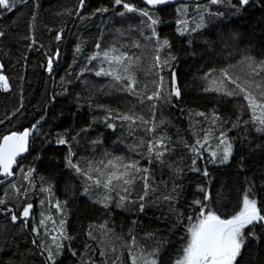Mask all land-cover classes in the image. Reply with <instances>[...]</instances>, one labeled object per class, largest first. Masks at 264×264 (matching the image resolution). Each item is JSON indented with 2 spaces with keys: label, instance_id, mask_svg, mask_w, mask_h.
<instances>
[{
  "label": "trees",
  "instance_id": "trees-1",
  "mask_svg": "<svg viewBox=\"0 0 264 264\" xmlns=\"http://www.w3.org/2000/svg\"><path fill=\"white\" fill-rule=\"evenodd\" d=\"M192 1L149 10L144 0H123L136 9L129 12L115 0H84L82 9L77 8L79 0H15V8L0 15V32L5 33L0 37V72L9 82L7 91L0 88V138L28 129L34 134L14 180L0 188V199L8 201L0 207L13 208L17 216L27 203L33 204L26 221L12 222L9 214L0 212V264H48L43 249L55 252L51 236L59 239L61 231L71 239L63 241L56 264H133V258L136 264L153 258L157 264H176L190 239L188 229L199 217L200 206L193 201H202L227 219L241 210L247 193L264 214V134L243 123L250 120V110L236 87L257 97L264 91V0L248 5L237 0ZM149 18L158 22L149 27ZM185 26L188 30L181 35ZM165 39L171 47H161ZM104 52H109L108 59ZM56 53L49 73L45 65ZM97 53V59L90 60ZM122 53L132 58L135 94L125 89L124 79L96 75L101 68L120 69L115 57ZM157 55L162 65L169 61L163 70L156 67ZM173 72L179 98L168 97ZM118 74L129 73L120 69ZM160 76L167 102H155L153 109L154 101L146 97L161 83ZM213 87L221 91L205 90ZM118 114L137 120L130 126ZM213 115L220 119L213 121ZM140 117L153 121L155 131H145L149 125ZM208 133L205 146L193 153L190 146L203 142ZM223 134L232 154L220 163ZM159 136L170 138L163 164L146 152L147 141ZM59 139L66 143L59 144ZM116 157L138 160L149 170L155 191L149 190L143 211L139 180L128 196L137 203L126 200L118 206V193H127L117 189L105 201L109 193L82 174L95 176L93 169L102 167L101 161ZM69 160L82 173L70 167ZM206 194L210 199L205 201ZM169 195L172 201L163 199ZM33 228H40L39 236ZM244 233L235 264H264V224L250 225Z\"/></svg>",
  "mask_w": 264,
  "mask_h": 264
},
{
  "label": "snow or ice",
  "instance_id": "snow-or-ice-1",
  "mask_svg": "<svg viewBox=\"0 0 264 264\" xmlns=\"http://www.w3.org/2000/svg\"><path fill=\"white\" fill-rule=\"evenodd\" d=\"M148 4L156 5V4H166L169 0H146ZM221 2V0H211V3L216 4ZM250 0H237L239 5H248ZM117 5L123 4V7L127 9V11H136L130 4L124 3L123 0H115ZM15 0H0V9L3 11L0 12L2 15L4 12L12 11L15 8ZM84 7V0H79L77 5L78 9H82ZM101 11H106V9H100ZM71 15L72 13L69 12ZM144 16H148L147 12H143ZM150 19L149 27L155 25L158 21L155 19ZM187 27L185 26L183 30H181V35H183L187 31ZM155 35V33H153ZM5 35L4 32H0V37ZM151 38V37H149ZM56 39H61V35L58 34ZM35 43V40H33ZM100 45H97L99 48ZM139 47V45H136ZM161 47H171L168 40H163L161 42ZM115 51V50H112ZM159 51V50H158ZM58 53L54 56L48 57L47 64L45 65L47 71L51 73L53 71V59L58 57ZM100 54L92 56L90 60L97 59V56ZM103 56L105 59H108L109 52H104ZM157 64L156 67L163 70V67L168 64V60L166 59L163 65L160 63V56L157 55L155 57ZM116 63L120 66V69L125 73H129L126 76H121L119 73L120 69L115 71H107L103 68L100 71L96 72L97 76L105 75L111 76L115 81L120 82L122 79L126 80L127 83L124 85L125 89L128 91H133L135 88V80L133 75L130 73V69L132 68V58L128 56L127 53H122L115 57ZM111 60L109 63L111 64ZM3 64L0 63V70L3 69ZM259 75V71L256 72ZM227 76V73H225ZM161 83L157 85L156 90L146 97L149 101H154L151 105L153 109L157 107L155 102L166 103L167 98L162 95L163 91V76L159 77ZM216 84V81L212 82ZM233 84L236 82L233 80ZM236 87L239 89V93L243 94V99L247 101V107L250 110V120L243 121V123H251L255 125V131L257 133L264 134V91H261L259 97L254 96L252 92L248 91L241 85L237 84ZM259 85L257 88L259 89ZM0 88L7 91L9 89L8 77L3 75L0 72ZM206 91H221V87H213L209 89H205ZM135 94V93H134ZM226 95H233V92H225ZM181 95L180 88L176 84L175 73H172V91L168 94V97L175 96L179 98ZM144 103L142 99L140 101ZM197 115L203 116V113H197ZM155 113H153V117ZM118 119H122L124 121L129 122V125L135 124L137 117L134 115L128 114H118ZM142 123L149 125L145 131L148 133H152L155 131V125L153 121H144L142 117L139 118ZM220 117L213 115V121L219 120ZM2 122V121H0ZM109 127H115L113 124H109ZM234 127L237 125H233ZM35 128V126H33ZM32 134L31 130H24L21 133H11L8 135H4L0 138V172L5 177L14 175L13 173V165L16 164L17 157L21 155V153L26 152L28 150V137ZM208 135L206 134L203 137V142L201 140H196L194 145H191V151L195 154H199L200 148H203L208 141ZM225 139H221L220 142L225 145L223 149V153L220 157V163H225L229 160L232 154V144L227 141L226 134H223ZM166 140H170V138H166L164 136H159L153 139H149L147 141L146 152L148 157H154L158 163L163 164V157L167 151H169L167 147ZM59 144H65L66 141L64 139H59L57 141ZM141 146H143V141L140 142ZM199 146V147H197ZM135 151V149L133 150ZM217 153L213 151L211 153L212 157H216ZM151 162V159H149ZM212 162H215L214 160ZM195 163V160H193ZM102 167H97L93 169L95 176L89 175L87 172H83L82 170L75 164H72L71 160H69L70 167L74 168L77 173H82L87 176V179L92 181L95 185L103 187L109 194L104 197V200H110L112 191H116L117 189L120 192L127 193L128 195H119L120 203L118 206H123L124 202L128 200V196L130 195V188L134 185L137 180H139L143 185V194L139 196V210L143 211L145 207V198L149 195V190L155 191V188L152 184L149 183V170L140 165L139 161H127L124 162L121 157H116L114 160L109 159L106 162H100ZM195 171H200V169H194ZM28 175H31V171L28 172ZM204 175H207V171H204ZM0 183H3L0 180ZM175 191V187L173 188ZM201 191H205L201 189ZM164 200L172 201L174 198L172 196H164ZM210 197L206 194L204 200H208ZM129 203H137V201L128 200ZM8 201L5 199H0V206L6 205ZM195 205H199V217L196 222L191 224L188 231L190 235V239L188 240L186 246L182 249V258L176 261V264H235L237 257L241 253V249L245 240L244 229L250 225L254 224H264V214H261L260 209L257 207V203L255 199H250L249 195L246 193L243 196V206L241 210L232 215L230 218L222 219L220 215H217L215 212L211 211L207 204L203 203L200 200L193 201ZM105 207H108L107 203H104ZM56 207L59 208V202L56 203ZM33 209V204L27 203L20 210V216H17L16 211L13 208L0 207V212L7 213L10 215V219L12 222H17L20 220L26 221V219L30 216ZM47 219H51L48 217ZM189 221L192 220V217H188ZM41 225L44 224V220H41ZM55 223V222H53ZM65 221L62 219L60 221L61 229H63ZM106 227V225L102 226ZM33 231L37 236L40 235V228H33ZM45 234L47 235V230H45ZM89 236L91 239L95 240V236L89 232ZM71 237L67 236L63 231H61V235L59 239L57 236H51V240L55 245V252L50 247H44L42 255L47 254V262L48 264H56L57 258L62 254V250L64 248L63 241L70 240ZM134 242V239H133ZM33 244H36V240H33ZM43 246V245H41ZM114 251V249H113ZM73 256H77V252L75 250L72 251ZM101 255H104L101 252ZM84 264H88L87 261ZM133 264H136L135 258H133ZM145 264H157L156 259H151L145 261Z\"/></svg>",
  "mask_w": 264,
  "mask_h": 264
},
{
  "label": "water",
  "instance_id": "water-1",
  "mask_svg": "<svg viewBox=\"0 0 264 264\" xmlns=\"http://www.w3.org/2000/svg\"><path fill=\"white\" fill-rule=\"evenodd\" d=\"M193 1L192 0H169L168 3L166 4H156V5H152V4H148L146 2V0H144V4L145 6L149 9V10H159V9H163V8H166V7H172V6H176V5H179V4H182V3H192ZM176 79V77H175ZM176 84H177V79H176ZM29 130V129H28ZM32 132V131H31ZM33 132L32 134L28 137V150L26 152H23L21 153L20 156L17 157V161H16V164L13 165V173L15 171V168H16V165L22 160V159H25L29 156V152H30V146H31V140H32V137H33ZM0 178L1 180L3 181V183H0V188L7 185L8 183H10L11 181L14 180V175L12 176H8V177H5L2 175V172H0Z\"/></svg>",
  "mask_w": 264,
  "mask_h": 264
},
{
  "label": "rangeland",
  "instance_id": "rangeland-1",
  "mask_svg": "<svg viewBox=\"0 0 264 264\" xmlns=\"http://www.w3.org/2000/svg\"><path fill=\"white\" fill-rule=\"evenodd\" d=\"M229 16H230V18H231V13H230V15H229ZM221 17L225 18L224 16L220 15V17H219V18H221ZM215 18L217 19V17H216V16H215ZM225 19H226V21H228V19H227V18H225ZM128 200H131V198H128ZM243 231H244V230H243ZM106 238L108 239L109 237H108V236H106ZM102 243H103V244H106L107 242H106V240H103V241H102ZM243 245H244V244H243ZM241 250H242V249H241ZM238 257H239V256H238ZM238 257H237V258H238ZM236 260H237V259H236ZM235 263H236V262H235Z\"/></svg>",
  "mask_w": 264,
  "mask_h": 264
},
{
  "label": "bare ground",
  "instance_id": "bare-ground-1",
  "mask_svg": "<svg viewBox=\"0 0 264 264\" xmlns=\"http://www.w3.org/2000/svg\"><path fill=\"white\" fill-rule=\"evenodd\" d=\"M9 185V184H8ZM7 186V185H6ZM2 188V187H1Z\"/></svg>",
  "mask_w": 264,
  "mask_h": 264
}]
</instances>
